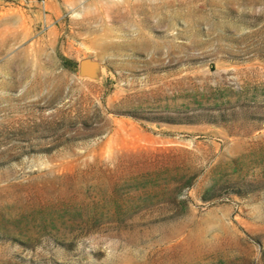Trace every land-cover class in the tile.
Wrapping results in <instances>:
<instances>
[{
  "label": "rangeland",
  "instance_id": "374dc122",
  "mask_svg": "<svg viewBox=\"0 0 264 264\" xmlns=\"http://www.w3.org/2000/svg\"><path fill=\"white\" fill-rule=\"evenodd\" d=\"M129 1L0 0V264H264V0Z\"/></svg>",
  "mask_w": 264,
  "mask_h": 264
},
{
  "label": "bare ground",
  "instance_id": "6f19581e",
  "mask_svg": "<svg viewBox=\"0 0 264 264\" xmlns=\"http://www.w3.org/2000/svg\"><path fill=\"white\" fill-rule=\"evenodd\" d=\"M147 1H149V2H147ZM153 1H155V0H138L135 3H131V1H129L128 9H126L123 12H119V11L118 12H119V14H122L123 17L125 19H127L128 21L131 19L133 13L138 12V13L144 14L146 19L148 17H151V16L152 17L153 16L154 17L157 16L159 18V22L162 21V20H165V19L167 20V18L169 16H172V18H173V16L177 17L178 14L180 13V9H179L180 6H178V4H180L179 2H182V0H158V1L156 0V2H153ZM189 2H191V1H189ZM127 4H126V6H127ZM190 7H191V5H190ZM190 9H192V8H190ZM190 11H188V12H190ZM179 17H180V15H179ZM190 18H191V16H190ZM174 19H173V22H174ZM169 22H170V20H169ZM186 22H187V20H186ZM190 23H192V20L191 19L189 21V24ZM195 23H196V21H195ZM145 42L148 43V39Z\"/></svg>",
  "mask_w": 264,
  "mask_h": 264
},
{
  "label": "water",
  "instance_id": "95a60500",
  "mask_svg": "<svg viewBox=\"0 0 264 264\" xmlns=\"http://www.w3.org/2000/svg\"><path fill=\"white\" fill-rule=\"evenodd\" d=\"M90 68V61L87 59H83L80 62V73H84L85 71H88Z\"/></svg>",
  "mask_w": 264,
  "mask_h": 264
},
{
  "label": "trees",
  "instance_id": "16d2710c",
  "mask_svg": "<svg viewBox=\"0 0 264 264\" xmlns=\"http://www.w3.org/2000/svg\"><path fill=\"white\" fill-rule=\"evenodd\" d=\"M61 63L63 65H66V66H72L74 64V62L68 60L67 58L65 57H61Z\"/></svg>",
  "mask_w": 264,
  "mask_h": 264
}]
</instances>
